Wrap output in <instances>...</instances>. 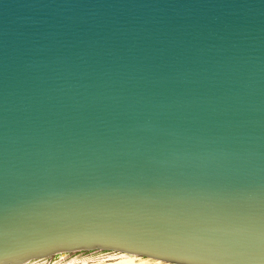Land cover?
<instances>
[{"label": "water", "instance_id": "1", "mask_svg": "<svg viewBox=\"0 0 264 264\" xmlns=\"http://www.w3.org/2000/svg\"><path fill=\"white\" fill-rule=\"evenodd\" d=\"M170 153L264 184V0H0V203Z\"/></svg>", "mask_w": 264, "mask_h": 264}, {"label": "clouds", "instance_id": "2", "mask_svg": "<svg viewBox=\"0 0 264 264\" xmlns=\"http://www.w3.org/2000/svg\"><path fill=\"white\" fill-rule=\"evenodd\" d=\"M154 187L0 203V264H264V184L202 158L150 156Z\"/></svg>", "mask_w": 264, "mask_h": 264}]
</instances>
